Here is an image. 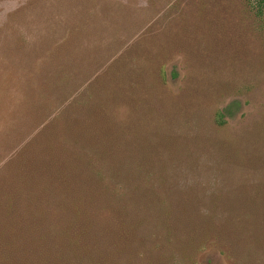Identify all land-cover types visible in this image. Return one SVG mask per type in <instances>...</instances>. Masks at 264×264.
<instances>
[{
  "label": "rangeland",
  "instance_id": "374dc122",
  "mask_svg": "<svg viewBox=\"0 0 264 264\" xmlns=\"http://www.w3.org/2000/svg\"><path fill=\"white\" fill-rule=\"evenodd\" d=\"M7 263L264 264L245 0H0Z\"/></svg>",
  "mask_w": 264,
  "mask_h": 264
},
{
  "label": "trees",
  "instance_id": "16d2710c",
  "mask_svg": "<svg viewBox=\"0 0 264 264\" xmlns=\"http://www.w3.org/2000/svg\"><path fill=\"white\" fill-rule=\"evenodd\" d=\"M245 2L259 19L264 20V0H245Z\"/></svg>",
  "mask_w": 264,
  "mask_h": 264
}]
</instances>
